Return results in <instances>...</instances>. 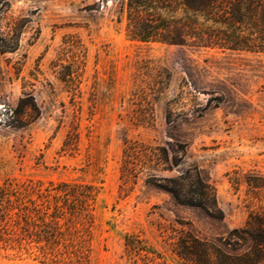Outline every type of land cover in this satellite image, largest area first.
<instances>
[{
	"label": "rangeland",
	"instance_id": "374dc122",
	"mask_svg": "<svg viewBox=\"0 0 264 264\" xmlns=\"http://www.w3.org/2000/svg\"><path fill=\"white\" fill-rule=\"evenodd\" d=\"M124 4L0 0V188L92 185L88 264H183L264 207V53L131 40Z\"/></svg>",
	"mask_w": 264,
	"mask_h": 264
},
{
	"label": "trees",
	"instance_id": "16d2710c",
	"mask_svg": "<svg viewBox=\"0 0 264 264\" xmlns=\"http://www.w3.org/2000/svg\"><path fill=\"white\" fill-rule=\"evenodd\" d=\"M123 11L131 40L264 53V0H125ZM96 197L94 186L78 183L4 185L0 238L42 263L88 264ZM263 209L215 242L182 232L176 256L183 264H264ZM133 241L124 237L127 248H137Z\"/></svg>",
	"mask_w": 264,
	"mask_h": 264
}]
</instances>
